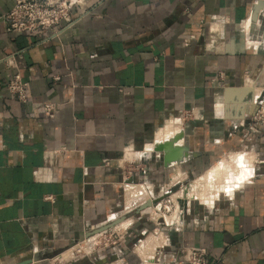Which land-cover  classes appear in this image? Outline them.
<instances>
[{
	"label": "crops",
	"instance_id": "0c3cea01",
	"mask_svg": "<svg viewBox=\"0 0 264 264\" xmlns=\"http://www.w3.org/2000/svg\"><path fill=\"white\" fill-rule=\"evenodd\" d=\"M72 21L29 34L0 20V264H62L116 233L96 264H173L180 248L264 264V0H84ZM16 73L28 103L7 90ZM188 178L225 191L171 193L161 221L154 204ZM142 187L155 197L132 202Z\"/></svg>",
	"mask_w": 264,
	"mask_h": 264
},
{
	"label": "built area",
	"instance_id": "2783aa9c",
	"mask_svg": "<svg viewBox=\"0 0 264 264\" xmlns=\"http://www.w3.org/2000/svg\"><path fill=\"white\" fill-rule=\"evenodd\" d=\"M83 1L15 0L13 8L0 16V20L5 24L8 32L16 33H45L62 26L70 28L73 25L72 14L76 9L81 8ZM7 62L9 61L7 60ZM55 80L59 79L55 78ZM6 87L9 93L19 102L24 104L30 102L28 83L24 82L20 73H16L8 81ZM56 109L54 104H46L44 106V113L47 117L54 118L57 113ZM190 116L198 119V113L195 110L190 113ZM255 120L264 124V107L257 112ZM259 164H264V160L259 161ZM163 197L164 195L160 196V198ZM162 207L165 210L167 208L166 205L163 206L162 204L155 206L158 212L162 211ZM179 221L172 225L177 227ZM110 236L114 239L113 245L117 244V241L119 242L120 238L117 233ZM157 262L162 264V253L158 254ZM173 264H212V261L208 251L204 248H180Z\"/></svg>",
	"mask_w": 264,
	"mask_h": 264
},
{
	"label": "rangeland",
	"instance_id": "374dc122",
	"mask_svg": "<svg viewBox=\"0 0 264 264\" xmlns=\"http://www.w3.org/2000/svg\"><path fill=\"white\" fill-rule=\"evenodd\" d=\"M171 125H173V124H169L167 129L170 132H173ZM167 129L165 130V132H168ZM199 181L197 183H195V182H193V180L191 178H188V180L186 181V184H181L178 187V190L176 192L171 190L169 195L164 196V201H162L160 203H164V206L166 205L167 208L165 210L162 207V211L161 212L157 211L158 214H162L161 216H163L162 217L163 219H161V221L164 220L165 215H168L167 211L170 208V205L172 203V201L169 198L171 193H176V194L178 193L179 194L178 196L181 198V200H185L186 202H187V200H190V201L192 200V202L194 203L195 202L194 199H196V200H200L202 202H206L207 203L208 201H210V198H212V196L210 197L208 194H206V192H209L211 190L212 193H213V190L221 189V187H223V185H224L225 179L219 178V179L216 180L215 184L214 183L213 184H203L201 186L198 185ZM183 187H186L188 189V192H186V193L183 192L182 193L181 190L183 189ZM129 188H130V191H131L133 186L129 185ZM221 190L223 191L224 189H221ZM151 192H152V188L151 187H146V188L142 187L141 189L133 191V193H132V198H133L132 202L136 201L137 198L141 199V200H143L145 198L149 199L150 196L153 198L154 195H152ZM145 193H147V195H145ZM149 193L151 195L148 196ZM138 194H141V195H138ZM215 194H217V193H215ZM195 203H197V201ZM156 205L157 204H154V208H155ZM147 217L150 218V214L147 215ZM110 235L111 234H107V235H104L103 237H98L97 239L95 238V239H92V240L91 239L87 240L86 238H84L81 241H78L76 244H74L72 246L73 248H72V250L70 252L66 253L65 256L63 255L62 258H64V262H62V264L67 262L68 260H71V259L67 258L70 253H74L75 254V257L72 259V261L77 262L78 264H80V263L81 264H86V262H88V260H91L92 264H96L97 260H98V258H97L98 257L97 256L98 252H100V251H102L104 249H107V248L110 249V248L113 247L112 243H113L114 239ZM117 243H118V241H117ZM79 250H80V252L77 253L76 251H79ZM56 264H60V263H56Z\"/></svg>",
	"mask_w": 264,
	"mask_h": 264
},
{
	"label": "bare ground",
	"instance_id": "6f19581e",
	"mask_svg": "<svg viewBox=\"0 0 264 264\" xmlns=\"http://www.w3.org/2000/svg\"><path fill=\"white\" fill-rule=\"evenodd\" d=\"M163 140H164V138H163ZM182 140H184V139H182ZM167 141H172V138L171 139H169V140H167ZM160 144H162V143H160ZM234 163H236V165L237 166H242L241 165V161H240V157L236 160V161H234ZM228 165V164H227ZM227 165L226 164H222V165H220V167H218V169H219V171H218V173H217V176L218 175H220V173L222 174V173H224V172H227L228 173V176H230L231 174L233 175V172L230 170V168H228L227 167ZM242 170V169H241ZM240 170V172H239V177L238 178H232L231 180H230V182L232 181H238L240 178H241V176H242V171L244 170H242L241 171ZM215 176L212 174L211 175V179L212 178H214ZM233 177V176H232ZM226 184V183H225ZM228 187V186H227ZM146 188V187H145ZM148 189V188H147ZM151 190V189H150ZM148 191V190H147ZM213 202V201H212ZM209 204V203H208ZM82 251V250H81ZM85 251V250H84ZM77 253H79L80 252V250L79 251H76ZM86 252V251H85ZM81 255V254H80ZM75 257V254L74 253H70L69 254V256L67 257L68 259H73Z\"/></svg>",
	"mask_w": 264,
	"mask_h": 264
},
{
	"label": "water",
	"instance_id": "95a60500",
	"mask_svg": "<svg viewBox=\"0 0 264 264\" xmlns=\"http://www.w3.org/2000/svg\"><path fill=\"white\" fill-rule=\"evenodd\" d=\"M176 138H182V134H177L176 136L172 137V141L175 140ZM172 141H167L166 140V144L165 145H169V143H171ZM163 147V144H156V150H160L161 148ZM153 206V203L152 202H148V204L146 206H143V210L146 209L147 207H152ZM117 223H114V224H111V225H108V226H105V227H102L92 233L89 234V236L87 238H90L92 236H95V235H98L106 230H108L109 228L115 226ZM38 261V260H37ZM29 264V263H27Z\"/></svg>",
	"mask_w": 264,
	"mask_h": 264
}]
</instances>
